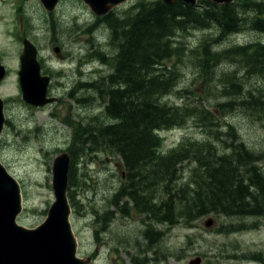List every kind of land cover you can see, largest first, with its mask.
Segmentation results:
<instances>
[{"label":"rangeland","instance_id":"rangeland-1","mask_svg":"<svg viewBox=\"0 0 264 264\" xmlns=\"http://www.w3.org/2000/svg\"><path fill=\"white\" fill-rule=\"evenodd\" d=\"M140 1L128 0L123 5L119 4L115 8L116 15H119L120 20L124 19L125 13ZM146 1L154 3L157 0ZM236 1L232 0L231 4ZM257 1L264 2V0ZM40 2V0H21V2L0 0V49L5 55L1 65L9 67L7 68L9 76L0 82V97L4 102L3 113L6 117L0 138V162L16 179H19L23 211L17 220L33 228L46 219L51 205L56 200L53 163L56 157L67 154L70 158L66 188L67 200L71 206L70 219L79 241V255L94 257L93 264H192L198 258L199 264H264L263 217H229L211 214L191 226L183 223L166 225L155 221L159 220L155 217L152 224L157 228L156 231H160L164 236L160 234L153 250L149 249L150 244L144 239V231L148 230L151 221L144 224L142 219L146 214H142L140 218L138 215L141 213L137 210L135 202L124 196L122 192L127 188L129 180L124 181L119 171L122 163L119 155L110 148L111 152L107 150V146L102 144V139L87 138L91 130L96 131L101 126L115 122L105 114L109 105L108 97L104 95L105 98L102 99L101 92L96 93L89 88L94 84L96 90L97 87L99 90H105L110 84V76L115 74V65L122 55V51L119 52L121 34L114 35L113 28H108L104 20L97 27L95 22L98 23L101 17L95 20L97 14L83 0H59L56 14L49 13L48 10L44 12L45 7ZM15 9L19 14H15ZM245 12H241L240 16L249 19L256 16L255 12ZM53 21L55 23L52 24ZM15 28L19 31L18 37L15 32H11ZM220 32L217 26L203 31L191 29L187 34L180 31L177 34L178 45L174 47L178 48L182 42L184 46L186 45L187 51L181 58L180 62L183 63L180 65L177 62L179 52L171 61H166L170 65L177 62L178 73L182 76L178 78L173 93L163 97V104L171 106L191 104V108L193 105L195 108L199 106L197 116L202 118L203 110L209 109L211 112L212 109L215 112L218 108L215 106L219 103L230 99L240 100L238 95L231 94L232 98H230L227 97L228 93L223 91L227 84L225 75L233 72L237 73L238 80L246 83L244 86L246 91L253 88L263 91L264 94V75L248 77L246 70L240 64H233L231 61L224 62L216 68L213 80L207 77L209 84H207L208 79L203 80L201 76L199 78L205 84L201 80L196 82L195 77L199 73L190 63L189 50L200 42L213 40ZM23 40L33 44L36 49L39 48L40 58L43 56L41 62L45 75L51 78L48 91L56 101L53 102V106L51 103L47 104L44 110L33 108L31 105H29L31 108H28L22 98V92H19L20 63H17L20 60L19 55L25 49ZM215 44L213 50L217 53L237 46L264 44V33L247 26L241 32ZM185 56L189 57L185 58ZM82 86L85 88H79ZM36 88L39 89V84ZM185 90L191 92L183 93ZM34 92L33 97L36 95ZM18 94H21V98H17ZM80 100L82 104L78 102ZM217 116L221 118L222 114L217 113ZM64 119L68 122H64ZM187 120L186 127L160 131L163 139L162 153L166 154L169 149L177 148L185 137L199 142L209 141L213 138L211 133L215 134L217 130L226 131L227 125L236 129L248 148L264 151V120H260L257 114H252L250 111L240 109L226 113L219 121V124L223 125L220 128L215 126V122L213 126L211 124L205 126L206 123L200 124L198 118ZM86 127L89 134L85 132ZM73 130L75 134L78 131L81 133L75 137ZM106 142L109 141L105 139ZM81 143L83 146H80ZM215 143L222 148V143L219 141ZM218 148V153L222 155L223 151ZM183 164L186 167L183 168L182 178L183 176L184 178L180 181L185 183L193 176L191 173L193 168L188 162ZM71 166L75 167L78 174L76 179ZM164 185L162 184L161 189L155 192L158 195L157 202L163 199ZM209 219L213 221L211 226L206 225ZM96 220L112 221L108 225L105 222L97 223ZM139 245L145 249V252L148 249L150 251L144 254L135 247ZM155 253L159 256L156 257ZM134 257L139 258L135 260ZM141 258L144 261H140Z\"/></svg>","mask_w":264,"mask_h":264},{"label":"trees","instance_id":"trees-1","mask_svg":"<svg viewBox=\"0 0 264 264\" xmlns=\"http://www.w3.org/2000/svg\"><path fill=\"white\" fill-rule=\"evenodd\" d=\"M245 11L255 12L256 16L251 19L243 18L240 14ZM115 15L116 13H111L100 19L105 21L108 28H113L114 35L121 34L119 52L122 51V55L115 65V74L110 76V84L105 90H99V87L96 90L94 84H91V88L87 85L96 93L101 92L102 99L108 97L109 105L105 114L115 122L101 126L99 130H91L87 138L102 139L107 150L110 148L120 156L130 177L127 188L122 190L124 196L135 202L139 213L147 216L151 214L149 217L159 218L155 221L171 226L178 223L191 226L211 214L264 218V151L248 148L236 129L227 125L226 131L211 133L214 139L209 141H191L189 137H185L177 148L165 155L161 152L163 139L160 133L186 127L188 118H198L200 124L206 123L205 126H213L215 122V126L220 128L223 125L219 121L223 115L240 109L257 114L260 120H264L263 91L258 92L253 88L246 91V83L238 80L237 73L234 72L225 75L227 84L225 90H222L228 93L227 97L232 98L231 94H235L240 100L230 99L219 103L220 105L215 106L218 107L217 110L213 108L215 112L212 109L211 112L209 109L203 110L202 118L197 116L199 106L195 108L193 105L191 108V104L171 106L162 103L164 96L173 93L178 78L182 76L176 65L177 62L179 65L183 63L180 61L187 48L181 41L178 48L174 47L178 45L176 39L180 31L187 34L191 29L203 31L217 26L221 30L220 36H212L213 40L200 42L189 50L190 63L199 73L195 77L196 82L201 78L208 79L207 77L213 80L216 68L227 61L240 64L248 77L264 75V44L237 46L221 50V53L213 50V44L224 41L247 26L264 33V2L237 0L234 4L219 5L209 0H199L195 5L181 1L157 0L147 3L146 0H141L125 13L124 19L120 20L119 15ZM96 25L98 27L99 24ZM178 52L174 65L166 62L175 58ZM187 57L189 56H185ZM189 92L191 90L183 93ZM217 113L222 114V117L219 118ZM73 132L75 137L81 133L78 131L75 134V130ZM105 139L109 142L105 143ZM215 141L222 143V148ZM216 146L223 151L222 155L218 153ZM185 162L192 165L193 171L190 172L193 176L190 174L191 179L183 183L180 180L184 178L182 174ZM71 168L76 179L78 174L75 167ZM162 184H165L163 199L156 203L154 194L161 189ZM111 221L96 220L97 223L105 222L108 225ZM149 221L151 223L148 230L144 231V239L150 244L149 249L153 250L154 243L157 242L155 240L162 233L156 231L157 228L152 224L154 220ZM135 247L144 254L150 251L148 249L145 252L140 245L139 248ZM137 258L134 257L135 260ZM140 261L144 259L141 258Z\"/></svg>","mask_w":264,"mask_h":264},{"label":"water","instance_id":"water-1","mask_svg":"<svg viewBox=\"0 0 264 264\" xmlns=\"http://www.w3.org/2000/svg\"><path fill=\"white\" fill-rule=\"evenodd\" d=\"M40 1L48 11H53L59 3V0ZM83 1L88 3L96 14L103 15L127 0ZM165 1L195 4L198 0ZM209 1L224 4L230 3L232 0ZM24 44L25 53L22 56L20 72L24 98L34 106H44L54 101L47 98L50 78L41 75V66L37 60L35 46L27 41H24ZM4 76L5 70L0 65V81ZM36 83L39 84V89L36 88ZM33 92L36 94L35 97H33ZM3 103L0 97V138L6 121ZM53 164V185L56 200L51 205L46 219L40 225L29 228L17 220L19 214L22 213L20 185L0 162V264H93L91 258L79 255V241L70 219L71 206L66 193L70 158L67 154H61L56 157ZM212 224V219L206 223L207 226ZM199 262L198 258L192 264H199Z\"/></svg>","mask_w":264,"mask_h":264},{"label":"flooded vegetation","instance_id":"flooded-vegetation-1","mask_svg":"<svg viewBox=\"0 0 264 264\" xmlns=\"http://www.w3.org/2000/svg\"><path fill=\"white\" fill-rule=\"evenodd\" d=\"M3 1H5V0H3ZM27 1H29V0H27ZM19 2H21V0H19ZM41 4V3H40ZM18 8H19V6H18ZM44 12H46L45 10H44ZM15 14H19V12H17V9H15ZM20 16V15H19ZM19 16H17L18 18H19ZM47 16H50L49 14H47ZM53 16V15H52ZM51 17V16H50ZM15 18V17H14ZM16 30V31H15ZM15 30H12L11 32H15V35H16V37H18L17 36V33L19 32L18 31V29L16 28ZM19 36H21V34H19ZM12 38H13V36H11ZM24 41L25 40H23V44H24ZM19 42H21V40H19ZM38 50H39V48H37V60H38V62H39V64H40V66H41V71H42V73L43 74H41L43 77H47L46 75H45V70H44V68H43V64H42V62H41V60H43V56H41V58H40V55H39V53H38ZM0 52H1V49H0ZM39 52H41L40 50H39ZM23 53H24V50H23ZM23 53L22 54H20L19 55V58H20V60H18V63L17 64H19L20 63V71H19V76H18V78H20V88H19V92H22V90H21V76H20V72H21V70H22V56H23ZM1 54H3V52H1L0 53V60H1V62H0V65L1 64H3V58L5 57V55L3 54V56H1ZM1 67H3L4 68V70L6 71V76H9V74H7V68H9L8 66H7V68L5 67V66H2L1 65ZM45 68H47L46 66H45ZM6 76H4V78L3 79H5V77ZM49 77V76H48ZM50 78V77H49ZM3 79L1 80V81H3ZM51 79V78H50ZM0 81V82H1ZM51 84V83H50ZM50 87V85H48V88ZM79 88H85V87H79ZM88 88V87H87ZM51 92H53L52 90H51ZM19 98H21V94H19ZM23 98V97H22ZM47 98L48 99H53L54 101H56L55 100V98H52V96H50L49 95V91L47 90ZM20 100V99H19ZM58 100V99H57ZM84 100H85V97L83 98V102H84ZM53 101V102H54ZM61 101V100H60ZM53 102L51 103V106H53ZM78 102H81V100L80 101H78ZM83 102H81V104L83 103ZM27 103V105H28V108H31V106H33V108H35L36 106H34V105H32V104H30V103H28V102H26ZM29 105H31V106H29ZM47 107V105L46 106H44V107H36V108H38L39 110H44L45 108ZM71 113V112H70ZM64 122H66L65 121V119L63 120ZM117 166H119V163H117ZM119 171L121 172V175H122V177H123V180L124 181H126V182H128V180H129V174H128V172L126 171V169L125 168H123V162L121 163V166H119ZM154 197H155V199H156V202H157V199H158V195H156V194H154ZM126 207V206H125ZM140 218L143 216L142 214H139L138 215ZM145 217H143V222H144V224H145V222L146 223H149L148 221L149 220H154L153 218H151V217H149V216H146V215H144ZM155 241H157V240H155ZM155 256L156 257H158L159 256V254H157V253H155ZM156 260V259H155Z\"/></svg>","mask_w":264,"mask_h":264}]
</instances>
